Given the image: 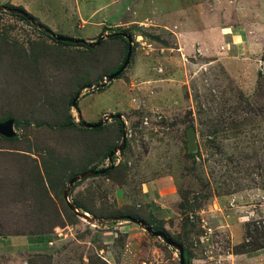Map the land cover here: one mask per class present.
<instances>
[{"label":"rangeland","instance_id":"obj_1","mask_svg":"<svg viewBox=\"0 0 264 264\" xmlns=\"http://www.w3.org/2000/svg\"><path fill=\"white\" fill-rule=\"evenodd\" d=\"M6 120L0 264L264 250V0H0Z\"/></svg>","mask_w":264,"mask_h":264},{"label":"water","instance_id":"obj_2","mask_svg":"<svg viewBox=\"0 0 264 264\" xmlns=\"http://www.w3.org/2000/svg\"><path fill=\"white\" fill-rule=\"evenodd\" d=\"M55 40H58V41H64V42H68V41H71L73 44H77V43H84L83 40H70V39H66V38H62V37H59V36H56L55 37ZM127 40L129 41V38L127 37ZM95 44H98V41L95 43ZM91 46V45H90ZM131 55V50H130V46H128L127 50H126V55H125V59L122 63V65L119 67V69L117 71H115L114 73H112L111 75H109L107 77L108 81L112 80V79H115L117 78L121 72L123 71V69H125L126 65L128 64L129 62V57ZM72 105H74V101H72L71 103ZM109 118H116V119H120V117L118 115H110L108 116ZM104 121H107L106 118H104ZM101 125V123H97V124H85V127L86 128H97ZM15 135V132H14V129H13V121L12 120H6L4 122H0V136L4 137V138H12L14 137ZM186 136H187V140H188V147L191 148L193 147V139H192V132L190 130H188L186 132ZM124 141H125V135L124 133L122 132L121 133V144L120 146L117 148V151H121L124 147ZM116 152V150H111L108 155H107V159L110 160V158L113 156V154ZM106 172V169H102V170H99V171H96V172H91V174L93 175H96V174H104ZM76 181V178H72L68 185H72V183ZM63 199L66 201V204H67V207L70 208V209H73L75 210L76 212V208H74L72 205H70L67 200H66V193L63 194ZM133 222L135 224H139L141 225L138 221L136 220H133ZM146 230L147 233H150L152 236H158V237H161L164 241V243L166 245H169L175 249H177L178 251V263L179 264H184V258H183V249L181 247V245L179 244H175V243H172L171 241H169L168 239H166L162 233H159V232H154V231H151L150 229L148 228H144Z\"/></svg>","mask_w":264,"mask_h":264},{"label":"crops","instance_id":"obj_3","mask_svg":"<svg viewBox=\"0 0 264 264\" xmlns=\"http://www.w3.org/2000/svg\"><path fill=\"white\" fill-rule=\"evenodd\" d=\"M15 238H17V237H13V239H11V237H9V238L2 240V242L9 243V240H14ZM25 241L28 243L27 244L28 246H30V245L32 246V244L35 245L34 243H37L36 241H32L30 239L25 240ZM12 242H15V241H12ZM22 242H24V241H22ZM231 242L237 244L236 243L237 241H235V240H231ZM46 243L49 244V241H47ZM227 256H228V258H230L232 260L233 264H234V260H235V262H237V264H239V263L240 264H264V250H262V249H260L258 251L250 252L247 254H240V255L228 253Z\"/></svg>","mask_w":264,"mask_h":264},{"label":"trees","instance_id":"obj_4","mask_svg":"<svg viewBox=\"0 0 264 264\" xmlns=\"http://www.w3.org/2000/svg\"><path fill=\"white\" fill-rule=\"evenodd\" d=\"M119 126L121 125L120 122H118ZM121 130V128H120ZM74 208L78 209V207L74 206ZM260 249L259 247L253 249V250H244L243 249V246L242 245H235L231 248V253L232 254H247V253H250V252H254L256 250Z\"/></svg>","mask_w":264,"mask_h":264}]
</instances>
